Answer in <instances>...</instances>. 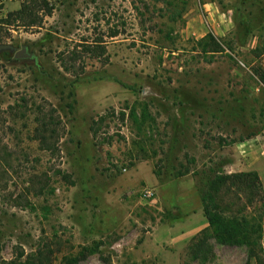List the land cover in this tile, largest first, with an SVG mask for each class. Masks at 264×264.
I'll use <instances>...</instances> for the list:
<instances>
[{
    "label": "rangeland",
    "instance_id": "rangeland-1",
    "mask_svg": "<svg viewBox=\"0 0 264 264\" xmlns=\"http://www.w3.org/2000/svg\"><path fill=\"white\" fill-rule=\"evenodd\" d=\"M45 1L40 28L0 26L4 44L34 55L0 53V261L47 244L58 262L96 244L80 264H202L188 256L207 228L200 177L256 174L264 193V86L252 74L264 70V0ZM19 3L0 0V23ZM207 34L232 51L206 63L194 43ZM45 103L64 132L54 157L32 141ZM34 177L42 196L26 193ZM209 245L205 264L246 262L244 248Z\"/></svg>",
    "mask_w": 264,
    "mask_h": 264
},
{
    "label": "trees",
    "instance_id": "trees-1",
    "mask_svg": "<svg viewBox=\"0 0 264 264\" xmlns=\"http://www.w3.org/2000/svg\"><path fill=\"white\" fill-rule=\"evenodd\" d=\"M51 14L52 9L45 0H20L19 10L8 13L0 26L8 31L36 29L40 28L44 18L50 17ZM116 36V32L111 34V38ZM5 39L6 37L0 35V44H4ZM194 45V52H198V56L206 63H212L214 57L223 54L226 50L232 51L212 34H207ZM90 47L83 48V54L97 58L105 53L104 48L100 46ZM77 55L79 54L72 52L67 58L70 66H74L77 62ZM66 60H61L62 66L66 72H71L66 65ZM252 74L264 86V70L258 66L252 69ZM35 115L32 141L37 144L41 152L53 157L58 156V145L64 133L60 117L47 103L37 107ZM120 117L123 120L124 114ZM130 117H135L134 111L130 112ZM105 121L106 117L92 121L90 132L95 139L99 127ZM57 174L61 175V172ZM188 174L189 171H185L180 176ZM63 179L73 185L70 176L63 175ZM34 181L31 186L37 185L38 189L28 188L26 193L42 196L47 188L46 183L41 184L39 177H34ZM198 192L207 228L191 240L188 247V256L191 261L202 264L208 262L211 256L209 241L212 240L221 247L244 248L246 250L245 264H264V193L256 174L228 175L220 171H210L200 177ZM98 252L99 247L95 244L81 248L77 253L70 252L63 255L57 262L55 257L57 253L51 245L43 244L34 253L25 255L20 252L15 259L0 261V264H80ZM103 262L108 264V261L104 259Z\"/></svg>",
    "mask_w": 264,
    "mask_h": 264
},
{
    "label": "water",
    "instance_id": "water-1",
    "mask_svg": "<svg viewBox=\"0 0 264 264\" xmlns=\"http://www.w3.org/2000/svg\"><path fill=\"white\" fill-rule=\"evenodd\" d=\"M26 47L27 46H23L20 51H16L15 48H13L10 45L0 44V53H7V52L14 53L13 60L15 62L32 60L33 55H26L25 56Z\"/></svg>",
    "mask_w": 264,
    "mask_h": 264
},
{
    "label": "built area",
    "instance_id": "built-area-1",
    "mask_svg": "<svg viewBox=\"0 0 264 264\" xmlns=\"http://www.w3.org/2000/svg\"><path fill=\"white\" fill-rule=\"evenodd\" d=\"M142 197L144 200H152L153 194L150 191H144Z\"/></svg>",
    "mask_w": 264,
    "mask_h": 264
},
{
    "label": "flooded vegetation",
    "instance_id": "flooded-vegetation-1",
    "mask_svg": "<svg viewBox=\"0 0 264 264\" xmlns=\"http://www.w3.org/2000/svg\"><path fill=\"white\" fill-rule=\"evenodd\" d=\"M22 48V47H21ZM21 50V49H20ZM19 50V51H20ZM17 51V50H16ZM26 55H33L32 52L30 51L29 47H26V52H25V56ZM28 61H34V55H33V59L32 60H28Z\"/></svg>",
    "mask_w": 264,
    "mask_h": 264
}]
</instances>
